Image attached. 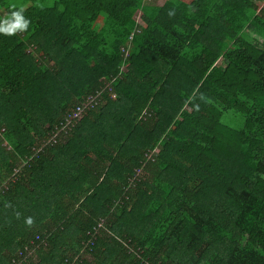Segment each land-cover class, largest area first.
<instances>
[{"label": "trees", "instance_id": "trees-1", "mask_svg": "<svg viewBox=\"0 0 264 264\" xmlns=\"http://www.w3.org/2000/svg\"><path fill=\"white\" fill-rule=\"evenodd\" d=\"M152 1L0 0V264H264V0Z\"/></svg>", "mask_w": 264, "mask_h": 264}, {"label": "built area", "instance_id": "built-area-1", "mask_svg": "<svg viewBox=\"0 0 264 264\" xmlns=\"http://www.w3.org/2000/svg\"><path fill=\"white\" fill-rule=\"evenodd\" d=\"M102 92L103 90H100L94 94L87 96L86 99L81 104H79L75 109L70 111L65 116L64 121L61 122L60 125L56 128L52 138L47 143H53V144L57 143L59 135H61L63 132L67 133V131L73 126V124L76 121L80 120L83 117V115L86 114L88 111L95 108L98 105L99 101L101 100L100 98ZM114 96L115 95L113 94L112 97ZM104 223L105 220L102 219L98 223V225L93 229L92 233H90L93 234V237L91 239H88L87 241L82 242V250L80 254H83L86 251V248L88 249L90 245L94 244L96 235L99 234L101 229L104 228ZM27 251L28 253L26 255L25 254L23 255L22 251H20L21 254L20 262H25L29 258V256L33 253L34 250L28 248ZM71 264H77V258H75Z\"/></svg>", "mask_w": 264, "mask_h": 264}, {"label": "clouds", "instance_id": "clouds-1", "mask_svg": "<svg viewBox=\"0 0 264 264\" xmlns=\"http://www.w3.org/2000/svg\"><path fill=\"white\" fill-rule=\"evenodd\" d=\"M29 21L23 15V8L10 11V14L4 18H0V34L11 36L19 31L27 29ZM31 223V218H28Z\"/></svg>", "mask_w": 264, "mask_h": 264}, {"label": "rangeland", "instance_id": "rangeland-1", "mask_svg": "<svg viewBox=\"0 0 264 264\" xmlns=\"http://www.w3.org/2000/svg\"><path fill=\"white\" fill-rule=\"evenodd\" d=\"M153 2V1H152ZM164 0H154V4H163ZM257 9L261 14H264V2H258L257 3ZM143 12H139L136 16V20L138 23H140L141 25L145 26L141 16H142Z\"/></svg>", "mask_w": 264, "mask_h": 264}]
</instances>
